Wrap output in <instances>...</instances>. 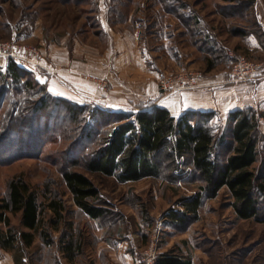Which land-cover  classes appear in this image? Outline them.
<instances>
[{
    "label": "rangeland",
    "instance_id": "rangeland-1",
    "mask_svg": "<svg viewBox=\"0 0 264 264\" xmlns=\"http://www.w3.org/2000/svg\"><path fill=\"white\" fill-rule=\"evenodd\" d=\"M122 19L124 23L117 30H127L132 37L136 36L142 55L140 59L131 57L127 66L135 69L143 65L145 71L157 76L158 91L153 100L144 102L143 97L133 91L138 87L131 81L134 69L127 76L122 73L125 78H121V72L115 68L120 69L124 63L113 64L108 58L104 62L108 41L101 35L99 26L107 20ZM184 21H189L190 28L184 27ZM260 23L264 24V0H0V46H7L6 50L0 49V92L5 91L0 96V198L7 194L10 180L22 176L34 187L51 185L53 190L64 194L68 205L77 211L63 183V167L72 160L81 164L89 160L112 128L106 125L109 117L97 111H111L104 106L74 103L85 107L79 112L81 124H78L72 122L66 105L52 100L49 108L36 115L40 128L33 129L28 116L35 113L30 108L29 113L22 112L28 108L30 96L17 91L5 80L10 61L36 79L41 71L54 74L44 41H61L66 37L67 41L71 40L70 53L78 47L77 53L91 56L90 69L81 75L84 82L105 94H114L116 84L120 96L128 100V108L143 110L157 101L165 106L186 91L214 90L213 81L218 79L214 78L216 74H211L209 66L219 75L231 78L239 59L259 63L251 54L250 41L232 32L237 28L254 27V36L263 45L264 37L258 38ZM30 48H36L38 54H32ZM11 53L24 55L32 63L24 64L11 57ZM116 55L114 52V57ZM107 65L108 68H104ZM101 71L104 77H97ZM190 74L196 77V85L210 86L176 92L168 97L161 90L162 82H175ZM43 96L39 93L32 99L39 100ZM215 114L212 125L219 137L228 133L229 121ZM260 134L257 173L264 164V123L260 125ZM177 166L164 168L159 178L129 183L86 174L81 167L76 168L100 190L108 215L102 221H93L76 212L75 232L81 234L84 250L75 264H97L100 258L102 264L114 263L105 254L103 263V255L99 256L95 250L109 252V244L116 249L119 258L122 255L118 250H127L139 264H149L147 252L151 250L155 259L159 250L181 251L193 264H264V223L239 220L230 206L232 199L227 189L216 198H205L197 221L186 228H174L167 222L168 214L183 212L181 201L194 197L202 186L183 160ZM12 222L19 226L20 216L12 217ZM104 240L108 244L102 243ZM2 256L0 252V258ZM20 259L23 264L68 262L58 247L45 248L39 241Z\"/></svg>",
    "mask_w": 264,
    "mask_h": 264
},
{
    "label": "trees",
    "instance_id": "trees-1",
    "mask_svg": "<svg viewBox=\"0 0 264 264\" xmlns=\"http://www.w3.org/2000/svg\"><path fill=\"white\" fill-rule=\"evenodd\" d=\"M184 24L190 27L189 21ZM254 31V27L237 28L232 33L246 37L256 35ZM259 35L264 37L262 31ZM4 76L17 91L30 96L28 108L22 112L29 113L30 108L35 113L28 116L33 129L40 128L36 115L49 108L52 100L66 105L72 122L81 124L78 115L85 107L49 95L30 72L14 61L9 62ZM4 93L3 89L0 96ZM39 93L44 96L33 100ZM97 111L109 117L106 125L111 130L89 160L83 164L72 160L62 170L63 183L77 211L51 185L34 187L22 176L11 179L7 194L0 198V251L11 253L16 264H23L20 258L27 256L37 241L45 248L58 247L69 263L83 254V238L74 227L76 212L93 221H102L108 215L100 190L86 174L116 178L120 183L138 182L159 178L164 168H178L177 163L183 160L202 186L194 197L181 201L183 212L168 214L166 220L174 228H186L197 221L204 199L216 198L223 189H227L230 206L239 220L264 223V164L259 173L255 171L264 113L254 109L230 113L228 133L218 137L212 125L214 112H187L176 119L167 109L158 107L135 116ZM78 167L86 174L76 171ZM16 216H20L19 226L12 222ZM154 264L193 263L181 251L171 250L158 256Z\"/></svg>",
    "mask_w": 264,
    "mask_h": 264
},
{
    "label": "crops",
    "instance_id": "crops-1",
    "mask_svg": "<svg viewBox=\"0 0 264 264\" xmlns=\"http://www.w3.org/2000/svg\"><path fill=\"white\" fill-rule=\"evenodd\" d=\"M123 19L117 22H109L107 20L105 24L102 23V26L99 27L101 35L108 41V47L106 48V53L103 58L104 62H107L108 58L111 63L113 62V64L114 62L124 63V66L120 69H115L119 70L121 74L125 73V76H127L133 72L132 69H134L127 66L128 62L130 63L131 61V57H139L140 59L142 55L138 50V38L136 36L132 37L130 32H127V30L121 32L117 30L118 26L123 25ZM183 25L186 27L184 23ZM260 26L264 35V24L260 23ZM240 38L250 41L251 54L254 55L255 59H257L258 62L264 66V44L262 45L254 34L250 35V37ZM44 42L48 58H50L47 59L52 64L55 71L54 74L41 71V73L37 75V80L46 87L50 95L57 99H63L70 103H77L79 105L99 104L108 110L118 113L134 111L139 113L140 111H147L156 107H161L167 109L176 119L187 112H214L219 114L222 120H228L229 114L238 110L254 109L264 113V78L256 83H232L230 81V77L219 75L215 69H212L211 71V74H216L214 78L218 79H214L215 81H213L216 84L213 88L214 90L208 91L203 89L190 90L188 92L186 91L180 98L170 100L165 106H162L161 101H157L153 102L148 107H145L143 110L128 108V100L123 96H120L122 94H120L121 92L118 93L116 84V89L113 90L117 93L112 91L114 94H105L96 87L84 82V78L81 75L83 72H87L90 69L89 65L92 63V60H90L91 56L89 54H84L83 56L80 55V53H77L80 51L78 47L77 49H73L72 53H70L68 46L70 45L71 40L67 41L66 37L61 41H50L47 39ZM114 52L117 54L115 57ZM101 61L104 63L103 60ZM104 68L107 69L108 65ZM134 70L135 76H133L131 81L135 82L138 87L133 91L142 96L144 102L155 99L154 96H156L158 91V87L155 84V78L157 77L156 74L152 71H145L143 65L139 68H135ZM102 71L104 72L105 70ZM102 71L96 76L100 78L104 77L105 73ZM125 76L122 74L121 78H125ZM263 123L264 117L261 118L260 125H263ZM105 234H107V232H105ZM104 242L108 244L107 241L104 240L102 243ZM109 246L110 244L108 245V248L111 250L109 252H103L99 248L95 249L99 256L103 255V263L105 260V254L110 257L112 262H114L112 264H139L138 260L130 257L127 250H124L125 252H123V249L121 251L119 249L118 252L122 255L119 258L117 256L116 249ZM0 252L3 254L2 258H0V264H16L14 256L11 253L3 251ZM167 252L169 251L163 252L159 250L158 256ZM122 253H124V255ZM96 263L102 264L101 258ZM66 264H75V262H66Z\"/></svg>",
    "mask_w": 264,
    "mask_h": 264
},
{
    "label": "built area",
    "instance_id": "built-area-1",
    "mask_svg": "<svg viewBox=\"0 0 264 264\" xmlns=\"http://www.w3.org/2000/svg\"><path fill=\"white\" fill-rule=\"evenodd\" d=\"M7 46H0V49L6 50ZM29 51L37 55L38 52L36 48H30ZM13 53V52H12ZM11 57L15 59H19L24 64H31V60H29L26 56L21 54H12ZM195 76L190 74L188 77H182L179 78L177 81L167 82L164 81L161 84V90L165 92V94L168 96L174 95L176 92H182L185 90L190 89H199L208 87L210 85L208 84H198L196 85L194 83ZM264 78V66L260 63H255L253 61L241 58L239 59L235 66L233 67L232 73H231V82L234 83H256ZM189 84H187V82ZM171 85V86H170ZM154 250H151L147 252V255L149 257V264H153V260L155 259V254L153 253Z\"/></svg>",
    "mask_w": 264,
    "mask_h": 264
}]
</instances>
